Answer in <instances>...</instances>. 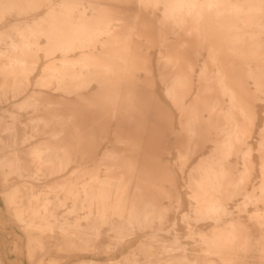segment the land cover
<instances>
[{
  "label": "bare ground",
  "instance_id": "1",
  "mask_svg": "<svg viewBox=\"0 0 264 264\" xmlns=\"http://www.w3.org/2000/svg\"><path fill=\"white\" fill-rule=\"evenodd\" d=\"M109 1L85 5L81 0H0V102L7 93L29 85L42 39L52 61L36 86L59 92V100L43 103L32 95L18 106L48 111L59 106V116H38L32 128L39 131L42 126L59 144L0 156L1 183L18 178L30 184L5 193L13 219L26 236L29 257L34 258L43 239L56 234L62 236L59 252L100 253L106 250L102 238L111 232L107 235L116 249L144 233L162 240L161 251L141 242L116 261L82 259L74 264H249L253 250L264 261V128L258 137L262 182L260 190L251 191L250 141L257 113L247 92L249 79L264 88V57L251 46L245 48L251 38L243 31L264 14L263 0ZM42 7L46 11L38 19L1 27L8 16ZM157 10H162V18H157ZM235 28L241 30L239 36L232 33ZM154 46L159 48L162 100L152 74L149 49ZM75 53L80 56L73 57ZM10 118L0 116V151L19 141L18 117L11 113ZM21 140L26 142L27 135ZM84 143L92 147L93 159L102 156L101 165L86 173L90 179L81 186L69 183L64 188L74 204L58 217L51 201L29 181L64 171L75 157L85 155L66 146ZM103 143L108 149L101 155ZM171 143L178 144L182 171L199 158L188 183L195 208L181 219L189 227L195 223L201 259L179 245L170 228L177 221L175 216L171 221L170 206L180 201L177 177L161 161L148 169L139 164L146 148L159 154ZM133 191L135 198H130ZM232 203L244 212L249 205H263L256 208L262 213L249 215L260 227L259 238L254 239L250 224L234 216ZM163 231L170 237L162 236Z\"/></svg>",
  "mask_w": 264,
  "mask_h": 264
},
{
  "label": "rangeland",
  "instance_id": "2",
  "mask_svg": "<svg viewBox=\"0 0 264 264\" xmlns=\"http://www.w3.org/2000/svg\"><path fill=\"white\" fill-rule=\"evenodd\" d=\"M54 2H58L59 0H52ZM111 1V2H110ZM110 4L116 5L118 2L116 0H110ZM81 2L85 5H88V2H94V0H81ZM97 2V1H96ZM264 2V0H263ZM133 9H136V4L132 6ZM45 7H42L38 12L30 13L28 15H23L20 17L16 16H8V18L4 21L1 27H6L7 29L13 23H24L31 22L35 19H38L45 13ZM156 16L157 18H162V10H157ZM260 16V15H258ZM247 35L250 36L252 45L250 44V40L245 43V48L248 49L251 46L254 54H256L259 58L264 57V14L260 17V20L250 26L247 25L243 30ZM231 32V31H230ZM232 33L236 36H239L241 30L239 28H235L232 30ZM46 40H41V48L42 50L38 51V66L34 74H32L30 83L28 86L23 87L22 91L19 93L9 92L0 102V116L5 115L7 119L10 118V114L14 113L18 117L17 127L19 129V141L16 144H11L10 147L5 148L4 151H0V156L4 154V152L15 150L22 155L24 152L29 151L31 148L36 146H55L59 144V141L50 138L49 132L47 129H44L42 126L39 131H33L32 128L35 124V119L38 116H49L54 114L55 116H59V106L57 109H52L51 111L46 110L41 106V109L35 110L34 108L28 109H19L18 106L22 104L28 97L32 95L39 96V100L43 103L48 101L59 100V92L55 91H47L44 87L36 86L37 81L42 77L46 67L51 63V58H49L45 52ZM100 45L97 44V48ZM143 47H147L143 45ZM153 55L152 62V74L153 79L157 85V95L162 99H164V90L162 89L159 78V71L157 70V57L158 50L157 46L150 47L149 49ZM207 56V51L205 52ZM80 53H75L73 57H79ZM60 55L59 53L55 56V61H59ZM1 65V63H0ZM255 66V65H254ZM255 69V67H253ZM144 79V77H142ZM4 77L0 74V86L3 84ZM10 82V81H9ZM247 92L248 96L253 98L255 101V111L257 113V123L256 128L253 133V138L251 139L250 147L252 150L251 160L253 162V171H252V184L255 188L250 187V190L258 189L261 184L262 179V165H261V157L259 152V132L264 128V88H257L254 80L249 79L247 82ZM38 90H42V93H38ZM50 98V99H49ZM53 100H52V99ZM48 99V100H47ZM57 102V101H56ZM57 107V106H56ZM55 110V112H54ZM175 113V112H174ZM176 119H178V115L176 114ZM47 117V118H49ZM26 130V134H23ZM23 135H27L28 140L23 142L21 137ZM59 140V139H58ZM78 146H66V148L70 150H77L84 153V156L78 155L72 160L67 168L60 172L59 174L50 175L44 180L41 181H29L31 184L36 185V191L40 192L44 197L49 199L52 204V208L56 209V215L59 217L65 212H67L70 208L73 207V195L67 192L64 189L69 183L77 184V186H81L82 183L89 181L90 174H86L87 172H91L95 165L100 164V157L93 159L90 153L92 151V147L90 145L77 144ZM209 148L206 149V153L209 154V151L212 149V144H208ZM108 144L103 143L100 144V154L102 155L103 151L108 149ZM110 146V145H109ZM178 144L171 143L164 146V149L159 154H155L151 147L146 148V151L140 157V167L151 168L156 165L157 161H161L164 166H169L178 180L179 191H180V201L172 203L170 206L171 221L175 216L177 218L175 226H171L172 234L176 235L179 239V245H186L195 251L194 255L200 256L201 259L202 252H200V247L198 245V241L200 240V235L198 234V230L194 226L195 223L189 227L186 222L182 221V216L184 214H188L191 212L193 208H195V201L192 198L191 189L188 187L190 171L196 167L199 163V158L196 157L189 163L185 165L184 170L180 169V158L178 152ZM102 163V162H101ZM237 168L239 172L243 170V164H237ZM30 169H32L30 167ZM102 169H105V166H102ZM154 181L159 180V176H154L152 178ZM25 180L12 178L7 183L0 182V263L1 264H74L82 259H97L103 262L116 261L121 258L123 252H129L136 248L135 245H139L141 242H147L153 246L154 249L161 251V244H163L162 240L157 241L156 239L148 238L144 233H141L139 236L134 238L129 244L123 246V249H116L111 244V238L107 234H111V232H106L105 236L101 240L102 246L106 248V250L100 253H84V252H59L58 246L62 244V236L56 234L53 238L43 239L39 251L35 252L34 258L29 257L28 249H27V240L25 234L23 233L22 227L19 223L13 219L12 212L10 208H8L7 203L5 201V193L8 192L11 188L20 187L24 189V185H30L29 183L24 184ZM135 191V190H134ZM134 191L131 194L130 198H135L133 195ZM242 202V197H239ZM232 203L234 216L245 224H250L252 228V234L254 235V239L259 238L260 235V227L254 226L249 220V215H256L258 212L256 208H262L263 205L256 207L249 205L247 207V211H240L239 208L234 207ZM262 221V218L260 219ZM169 230V228H168ZM209 229L205 230L208 231ZM163 236H168L165 231L160 232ZM167 241V240H166ZM105 242V243H104ZM26 244V245H25ZM112 245V246H111ZM131 246V247H130ZM112 249V250H111ZM130 249V250H129ZM58 251V252H57ZM93 254V255H92ZM205 255V254H204ZM250 258L248 259L249 264H264V261L260 259V252L258 250H253L250 252ZM213 256V255H211ZM107 257V258H106ZM102 258V259H101ZM106 260V261H105ZM113 263V262H112Z\"/></svg>",
  "mask_w": 264,
  "mask_h": 264
}]
</instances>
